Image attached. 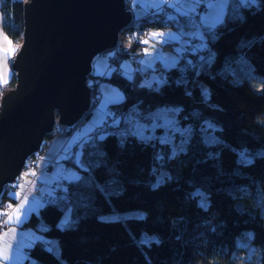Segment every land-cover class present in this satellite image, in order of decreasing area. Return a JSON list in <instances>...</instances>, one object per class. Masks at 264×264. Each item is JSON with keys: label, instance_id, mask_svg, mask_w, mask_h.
Returning <instances> with one entry per match:
<instances>
[{"label": "trees", "instance_id": "obj_1", "mask_svg": "<svg viewBox=\"0 0 264 264\" xmlns=\"http://www.w3.org/2000/svg\"><path fill=\"white\" fill-rule=\"evenodd\" d=\"M26 1L0 0L3 28L15 47L11 67L23 41ZM126 7L131 10V0ZM196 15L170 8L133 15L113 50L122 59L142 56L152 31L194 28ZM203 33V39L190 36L176 64L155 68L164 81L157 87L144 84L140 71L89 75L92 96L97 78L124 92L113 104L121 118L85 143L95 147L83 151L88 169L70 157L80 176L63 181L55 199L27 222L43 237L28 248L38 264H264V0H228L223 19ZM163 46L175 52L173 42ZM241 58L261 76L260 90L242 74ZM16 82L13 71L4 88ZM160 106L176 108L178 123L190 126L174 155L167 143L139 138L123 118L141 121ZM206 122L218 128L206 131ZM60 128L46 139L73 127ZM158 169L166 171L161 181ZM12 185L4 187L0 202L14 201ZM128 210L145 214L105 217ZM144 234L156 239L144 243Z\"/></svg>", "mask_w": 264, "mask_h": 264}, {"label": "water", "instance_id": "obj_2", "mask_svg": "<svg viewBox=\"0 0 264 264\" xmlns=\"http://www.w3.org/2000/svg\"><path fill=\"white\" fill-rule=\"evenodd\" d=\"M132 19L126 0L24 3L23 41L12 62L17 82L0 105V195L57 122L69 128L91 114L94 58L117 47ZM236 206L244 210L241 201Z\"/></svg>", "mask_w": 264, "mask_h": 264}, {"label": "crops", "instance_id": "obj_3", "mask_svg": "<svg viewBox=\"0 0 264 264\" xmlns=\"http://www.w3.org/2000/svg\"><path fill=\"white\" fill-rule=\"evenodd\" d=\"M227 2L228 0L224 2V5ZM202 5L204 6V10L199 13V10L196 11V9H200L199 7ZM217 7H222V5H217L216 0H131V11L137 18L143 17L152 11H162L169 8L183 14H197L195 17L196 27L194 28H166L150 33V35L153 33L160 34L156 37L159 42H173L176 47H181L182 51L185 47L186 37L196 34L199 39L204 38L202 26L208 25L210 14ZM224 15L222 14L221 20ZM9 41L11 42V47L15 49L12 40L3 28V16L0 10V73L6 72L7 82L11 79L13 72L10 65V59L13 54L5 55L4 52V49L9 47ZM198 46L201 47L202 44L199 43ZM170 52L174 56L173 61L176 64L180 56L177 53L175 54V52ZM111 54L110 52L109 56ZM141 58L144 60L145 55H142ZM115 69L127 74H133L136 71V67L128 60L122 69H119L117 66L111 68L110 63V66L103 70L96 68V63L94 64L93 61V72L98 76L110 75ZM156 77L159 79L160 76ZM154 80H156L155 77ZM6 83L0 82V85L3 86ZM111 86L113 85L111 84ZM101 95L103 99L104 93L101 92ZM105 96H108L107 93H105ZM109 112L110 110L106 109L105 105L100 110L95 111L86 123L80 125V128L73 129L69 134L54 135L48 147L36 161L35 166L29 169L30 175L26 174V176L13 183L11 195L14 201L10 202L11 207L7 216L6 227L0 233V264H38L37 260L29 254L28 248L43 237L37 231V228L27 225V222L33 214L40 216L41 208L49 202L51 197H55L56 191L63 181L77 179L80 176L81 170L71 163V156H75V161L80 168H89L80 160L82 154L77 155V152L80 153L81 150L82 152L86 150L84 141L93 138V134L90 135V133L95 127L102 124L108 116L110 117ZM51 162H53L54 166L51 171H48L46 167ZM38 225L44 226L42 219H40Z\"/></svg>", "mask_w": 264, "mask_h": 264}, {"label": "rangeland", "instance_id": "obj_4", "mask_svg": "<svg viewBox=\"0 0 264 264\" xmlns=\"http://www.w3.org/2000/svg\"><path fill=\"white\" fill-rule=\"evenodd\" d=\"M224 2H226V0H223V3H222L223 15L225 13L226 5H227V3H226V5H224ZM197 10H199V9H196V11ZM203 27H209V25H203L202 28ZM126 35H127V32H126ZM188 37L190 38V36H188ZM188 37H186V38H188ZM123 38H125V35H123ZM145 40H147L148 43L145 44V46H144L145 47L144 54H143V55H145L144 60H142L140 55H135V56H133L132 59H130V58L122 59L119 56H113L112 54H111V56H109L110 52L113 53L112 52L113 49H111V50H106L105 53L103 52V53H101L95 57L94 64L96 63V68H98L99 70H103V69L110 66V63H112V60H115V63L113 66L111 65V68H114V66H117L119 69H122L128 60L129 62L133 63V65L136 67L135 70L140 71L142 76H143L144 70H155V68L159 69V67H157V66H172L174 64V61H173L174 56L171 55L170 49L164 48L163 42H159L156 37L155 38L153 37V35H149ZM113 51L116 52V50H113ZM174 51H175V54L177 53L179 56H181V53H182L181 47L175 46ZM240 60H241L240 67L242 68L241 70H243L242 74L245 77H248V79L251 81V83L253 84V86L256 89L260 90L262 88V85H263L262 80H261V76L258 73H256L255 71L249 69V67L250 68L252 67V63L247 58L246 59L241 58ZM142 61H143V63H142ZM125 71H127V70L125 69ZM95 82L97 83L98 87L96 89L97 90L96 94L92 96L93 88L90 85V79H88V81H87V84L89 85V87L91 89V96H92V99H91L92 104L90 107L91 114L90 115H92L95 111L100 110V108H102L103 106L106 105V109L110 110V112H109L110 117L108 116L105 119V121L102 122V124L95 127V129L93 130V135L95 133H97L98 129H100L102 131L111 120H112L111 121L112 123H116L119 121V119L121 117L117 118L115 116V112L119 111V110H115V107L113 104L121 101L124 98V92L120 88H118L117 86H114V87L111 86V83L109 81H107V80L102 81L99 78V80L98 81L96 80ZM153 82H154V76L153 75H151L148 78H145V80H144V84H146V85H152ZM157 82H160V79H158ZM5 85H3V86L0 85V105H1V99H2L3 94L9 90V89L7 90L4 88ZM202 87H203V89L205 91V95L207 97L208 96V91H207L208 89L206 88L205 85H202ZM101 92L104 93V96H105V93H107L108 96L107 97L105 96V99L103 96V99H102ZM176 112H177L176 108L168 107V106H160V107L156 108L154 111H152V113H150L143 120L134 122L133 127L136 129H133V130L135 131L136 135L139 138H142L145 140L158 139V141H160L162 143L169 144L171 147L170 155H174V154H176L182 150L181 147L183 146L184 141L186 140V138L190 132V126H187V125L184 126V125H181L178 123V121L176 119ZM123 118L129 119V114H125V116ZM78 123H76L73 126L72 131H73V129L76 130L77 128L81 127L80 126L81 124H78ZM57 124H58V122H57ZM56 125H55V127H56ZM217 128H218L217 126H215L209 122H206L205 125L203 126V129L206 131H208V130L214 131ZM60 129H62V128H60ZM72 131H70V132H72ZM44 140H46V137L44 138ZM84 143H87V141H84ZM48 145H46V146L42 145V147L37 152H35L33 155L30 156V158H28V160H27L28 166L24 167L21 174L18 176L17 180L26 176V174L28 176L30 175L29 169H31L35 166L36 161L41 157V155L43 154L44 150L48 147ZM94 151H95V147H92V148L86 149L85 153H87V152L93 153ZM79 154L80 155L82 154V157H84L82 150L80 153L77 152V155H79ZM85 157H86V155H85ZM27 162H26V165H27ZM53 166H54L53 162H51L47 165L46 169L48 171H51ZM165 174H166L165 170L158 169L156 177L159 181H161V180H163ZM8 185H10V184H8ZM3 190H4V188H3ZM2 194H3V191L1 192V195ZM1 195H0V198H1ZM54 199H55V197H51L49 199V201H53ZM10 202L11 201H6L4 203L0 202V233L6 227L7 216L10 212V207H11ZM201 202L204 205L206 204V199H205L203 194L201 197ZM143 214H145V212L141 211V210L114 211V212L106 215L105 217L108 219L109 218H111V219L120 218L121 219V218H126L128 216H134V215L135 216H142ZM37 231L40 232L38 229H37ZM155 239L156 238L153 236L144 234L143 238H141V241L144 243H149Z\"/></svg>", "mask_w": 264, "mask_h": 264}, {"label": "snow or ice", "instance_id": "obj_5", "mask_svg": "<svg viewBox=\"0 0 264 264\" xmlns=\"http://www.w3.org/2000/svg\"><path fill=\"white\" fill-rule=\"evenodd\" d=\"M253 2H254V0H253ZM216 3H217V5H222L223 0H216ZM222 14H223V8L222 7H217V9L213 13L210 14V16L208 18L209 28H211L212 26H214L216 23H218L221 20ZM152 35L155 38L160 34L153 33ZM143 43L147 44L148 41L145 40V41H143ZM8 44H9V47L7 49H4L5 55L14 54L15 49H13L11 47V42L9 41ZM6 75H7L6 72L0 73V82H5V83L7 82L6 81Z\"/></svg>", "mask_w": 264, "mask_h": 264}, {"label": "bare ground", "instance_id": "obj_6", "mask_svg": "<svg viewBox=\"0 0 264 264\" xmlns=\"http://www.w3.org/2000/svg\"><path fill=\"white\" fill-rule=\"evenodd\" d=\"M190 41H191V39L186 38L185 45H189V44H190ZM160 69H161V68H160ZM160 71H161V70H160ZM161 72H162V71H161ZM151 75H153V76L155 77V79H156V80H154V82H153V84H156V87H157L160 83L164 82V81H162L163 76H162L160 73H159V76H160L161 78L158 76L159 79H160V82H157L158 79H157V77H156V72H155V70H144L143 77L148 78V77H150ZM145 78H144V79H145ZM90 116H91V115H89L88 117H84V118H82V119L79 121V124L86 123L87 120L90 118ZM136 121H139V120H137V119H133V118L129 117V122H130L131 125L134 124V122H136ZM133 129H136V128L133 127ZM90 134H93V131H92ZM96 136L99 137V138L102 137V133H101V130H100V129L97 130ZM28 158H30V156H29Z\"/></svg>", "mask_w": 264, "mask_h": 264}, {"label": "built area", "instance_id": "obj_7", "mask_svg": "<svg viewBox=\"0 0 264 264\" xmlns=\"http://www.w3.org/2000/svg\"><path fill=\"white\" fill-rule=\"evenodd\" d=\"M202 10H204V7H203V6L200 7V9H199V13H200ZM209 29H211V28H209V27H203V30H204V31H208ZM188 38H189V37H188ZM189 39H190V38H189ZM112 55H113V56H118V53L113 51ZM117 58H118V57H117ZM119 59H120V58H119ZM114 63H115V60H112L111 65L113 66ZM96 80L98 81L99 78H97ZM119 114H120V111H116V112H115V116H119ZM48 144H49V140H48V139L44 140L43 145L46 146V145H48ZM42 149H43V148H42ZM27 164H28V162H27Z\"/></svg>", "mask_w": 264, "mask_h": 264}]
</instances>
